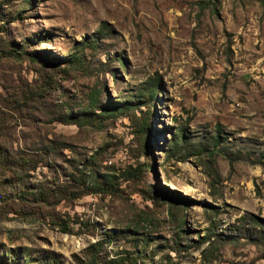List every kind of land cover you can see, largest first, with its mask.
I'll return each instance as SVG.
<instances>
[{
    "label": "rangeland",
    "instance_id": "374dc122",
    "mask_svg": "<svg viewBox=\"0 0 264 264\" xmlns=\"http://www.w3.org/2000/svg\"><path fill=\"white\" fill-rule=\"evenodd\" d=\"M0 14V264H264V0Z\"/></svg>",
    "mask_w": 264,
    "mask_h": 264
},
{
    "label": "trees",
    "instance_id": "16d2710c",
    "mask_svg": "<svg viewBox=\"0 0 264 264\" xmlns=\"http://www.w3.org/2000/svg\"><path fill=\"white\" fill-rule=\"evenodd\" d=\"M1 16V14H0ZM3 53H5L8 56H20L21 52L15 48H8V49H2L1 50ZM27 54H29L30 58L36 57V52H27ZM74 56V54L72 55V57ZM66 62L70 64V62H72V58H66ZM154 82L151 84V86H148V93L150 96H152L153 94V90H154ZM92 101L94 102V99L91 100V104ZM119 106H117L118 108ZM146 121H145V125L142 124L141 122V127L144 128L146 127ZM211 142L214 145H216L218 143V137L215 134L214 136H212L211 138ZM197 149H201L199 146H197ZM254 162H258L261 163L262 165H264V148L262 150H260V152L258 153V155L256 156V158L254 159ZM12 160L9 157V155L4 154V152L0 151V168H7L10 167L12 165ZM136 169V168H135ZM134 174V171L130 172L128 171V175H132ZM106 182H101L100 184H98V186L94 187V190H101V191H108L111 187L110 184H105ZM247 215L242 217V221L240 223V225H235L233 227V230L236 232L235 235L237 233L240 234H245L247 233L248 236H252L255 239H260V240H264V222H261V218H258V216H256L255 214L252 213H246ZM247 223V224H245ZM62 228H66V224H61ZM250 234V235H249ZM209 233L202 236L200 238V241L202 240H208L209 239ZM217 238L221 239L224 238L225 236H222L220 234L216 235ZM218 239H209L206 244L203 246V258L209 257V254H212V252L214 251V249L217 247L218 245Z\"/></svg>",
    "mask_w": 264,
    "mask_h": 264
}]
</instances>
